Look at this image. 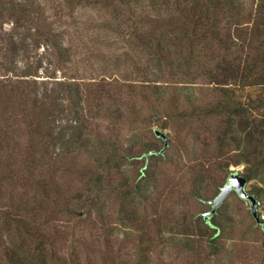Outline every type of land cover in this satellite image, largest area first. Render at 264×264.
I'll list each match as a JSON object with an SVG mask.
<instances>
[{"label": "rangeland", "instance_id": "1", "mask_svg": "<svg viewBox=\"0 0 264 264\" xmlns=\"http://www.w3.org/2000/svg\"><path fill=\"white\" fill-rule=\"evenodd\" d=\"M263 1L226 0L227 12L219 25L232 30L236 45L229 43V51L234 56L241 51L234 35L258 25ZM162 2L0 0V135L7 141H0V264H11L10 255L26 264L42 263L34 255L37 242H44L45 264H264V231L252 219L248 203L233 191L216 210L221 250L211 255L206 245L207 235L198 218L211 210L209 202L229 173L243 175L246 166L234 164L239 150L232 133L220 149V142L210 133L215 126L212 120L201 123L182 118L217 97L212 85L195 77L196 62L188 61L185 71H192L185 77L184 71L158 63L149 48L135 39L136 34L161 29V17L169 21L177 8L170 3L159 7ZM15 5L30 8L29 22L16 23L15 16L7 12ZM158 16L159 22L150 26ZM37 19L39 23L34 24ZM16 25L40 26L26 31L29 26L16 30ZM49 27L69 49L68 60L59 62L44 39L39 40V47L34 46V33L51 32ZM198 35H194L196 40ZM196 40L191 44L202 51L201 64L208 60L211 53L207 52L219 50L203 49ZM11 41L14 50L9 48ZM187 43L181 42L185 47ZM28 80L36 91L60 98L57 105L64 109L59 118L42 120V128L54 129L49 140L41 141L20 120L21 112L28 120L40 112L39 107L24 110L22 95ZM62 82L79 84L81 90L96 96L89 93V105L82 102V116L77 118L83 123L88 145L63 150L55 140L60 130L66 138L72 136L79 124L72 119L68 98L60 92ZM154 85L164 92L161 97L148 89ZM87 106L94 108V116L87 114ZM155 130L166 137L163 150L164 142L156 138ZM97 141H102V148ZM148 148L162 150V157L146 161ZM104 150L108 154H102ZM143 167L149 171V183L144 196L131 205L142 225L132 227L127 222L129 208H121L118 183L126 180L131 186ZM97 174L102 183L93 181ZM40 184L45 186L41 190ZM44 188L47 196L41 193ZM245 192L264 211V174L247 182ZM20 219L26 221L33 239L18 229ZM144 230L153 242L143 246L141 253L139 235ZM188 236L196 241L197 252L171 242Z\"/></svg>", "mask_w": 264, "mask_h": 264}, {"label": "trees", "instance_id": "2", "mask_svg": "<svg viewBox=\"0 0 264 264\" xmlns=\"http://www.w3.org/2000/svg\"><path fill=\"white\" fill-rule=\"evenodd\" d=\"M167 3L173 4L175 8H177L172 10V14L167 19L169 21L165 23V21H163L164 17H161L160 21L163 22L161 29L152 33L148 32L143 36L136 34L135 39H140L142 47L145 46L149 48L150 55L158 63L164 62L163 65L168 68H174L181 72L184 71L185 77H187L186 72H188V76H190L189 74L192 71H185L188 66V61H192L193 63L196 62L199 68L196 71L195 77L200 76L207 81L208 84L212 85L214 91L217 93V97L215 100L207 102L205 105L195 107V109L191 110L189 113L182 115V118L191 121L200 120L201 123L212 120L215 126H213L214 129L210 133L220 142V149H222L224 141L228 137H226V135L232 133L231 138L236 141L239 150V158L234 164L238 165L243 163L246 166L242 176L247 182L256 179L260 174H264V1L258 8L260 15L258 25H252L253 27L251 26V29L246 28L247 30L243 28L239 31V34L237 33L234 35L240 42L239 48H241V51H239L240 55L238 56H234V52L229 51V49L231 50L229 43L233 46L236 45L231 38L232 30L224 25H219L227 12L226 0H163L161 4L159 3V7H163ZM183 3H185V5ZM154 6L153 4V7ZM5 8L7 9V7ZM5 8L4 10H6ZM26 9H28V11H26ZM174 11H176V13H173ZM7 12H11V15L15 16L16 23L18 24H21L22 20L29 22L32 16V11L28 6L27 8H24V6L20 7V5L11 6L7 9ZM220 16L222 17L220 18ZM250 19L251 16L249 17V20ZM158 22L159 16L157 19L153 18L149 25H155L154 23ZM38 23L39 20L37 19L34 24ZM177 25H183V28L177 27ZM186 25L188 28H186ZM25 26L30 27L26 29V31H29L30 29L39 30L40 25H16L15 29H24ZM49 28L51 32H46L44 34L40 30L38 31V35L34 33L33 36L35 37H33L32 40L34 46L39 47V40L44 39L46 45L49 47L50 51L54 52L59 62L68 60L67 53L69 49L67 50L64 48L58 33H54L52 27ZM244 29L246 31H244ZM196 32L199 33L197 40L194 36ZM23 36L25 37L26 35ZM167 39L170 41L167 42ZM193 39L196 40L195 43L197 45L198 43L202 44L203 49L206 48L211 51L214 47H218L219 50L217 53L213 51L207 52L211 54L208 60L201 64L204 55L198 48H192L191 40ZM185 41H189L186 47L181 44V42ZM10 45L9 48L14 50L13 41L10 42ZM30 82L31 81L28 80V87L24 95H22L23 107L24 110L29 111L32 110L31 107H39L38 110H40V112L38 115L34 112L31 120H28V117L21 112L20 120H23L27 127L30 128L32 134L39 137L41 141L47 138L49 140V138L53 136L54 129L52 131L50 129H44V127L42 128V120L45 121L47 118L54 117L59 118L62 116L61 114L64 113V109H60L57 105L60 98L52 97L55 101L53 102L46 91H36L34 84ZM80 87L79 84L70 82H62L59 84L60 92L63 91L65 94V100L66 97L68 98V108L70 112L73 113L72 119H74L76 124L79 123L77 127L72 129V136L70 137L66 138L64 130H60L56 133L55 140L63 150H65V146L76 144H81V146H83L86 144V141H88V138L84 137L85 131L82 128L83 123L78 121L77 118L82 116V102L85 100L89 105V93L93 94L94 92H89V90L86 93L81 90ZM148 89L154 91L156 98L164 94V92L159 90L157 85ZM106 94L107 98L110 99V95L108 93ZM254 96H256L255 99L253 98ZM18 98L20 99L19 96ZM56 100L58 101L56 102ZM15 101L17 102L16 99ZM87 109V114L92 115L91 113L94 112V108L87 106ZM254 112H258V117H253ZM17 117L19 118V116ZM82 136L85 140L82 139ZM156 138L158 140L160 139L157 136ZM0 141L7 142L6 137L2 138V135H0ZM101 143L102 141H97L99 147L102 146ZM88 144L89 143L86 145ZM227 144H230V142H227ZM105 145L106 144L103 143L104 147ZM145 153H147L145 158L146 161L148 159L153 160L162 157L161 150L154 152L153 149L148 148ZM102 154H108V151L104 150ZM125 158L129 160L132 159L130 156H125ZM224 168L226 170L227 165H225ZM143 171L144 172H141L138 179L132 182L131 186L128 185L126 180H122L118 183L120 189L117 190L121 199V208H129L130 217L127 218V222L132 224V227L142 225L138 211L132 209L131 205L133 203L135 204L138 196H144L143 190L149 183V178H147L149 171L147 169L145 170L144 167ZM4 173L5 172L1 175H4ZM199 176L202 177L201 174ZM93 181L102 183L101 176L97 174V177ZM43 187L45 186L40 184V190ZM41 193L47 196V190H45V188ZM197 196L198 195H196V197ZM255 201L258 200L255 199ZM25 210L27 213L31 212V210L26 208ZM217 219V213L206 220L198 218V221H200L206 232V245L212 250L210 253L211 255L215 254L218 249L221 250V246L217 244V240L220 238L219 235L221 234V224H219ZM18 222V226L20 227L18 229L26 233L27 236L29 235L28 238L33 239L26 229V221L20 219ZM257 225L264 231V221H260ZM172 240H174L173 244H179V246H182L185 250L197 252V249H195L197 245L196 241L189 236L180 240L171 239V242ZM152 242V238L149 237L144 230L142 234L139 235V251L142 250L141 253H144L145 249H143V246L151 245ZM43 243L44 242H37L34 249L36 259H38V262L42 261V263L38 264H45V260L43 259L44 255H42V250L44 248ZM8 261L11 262V264H26L25 260L14 258L12 255L8 257Z\"/></svg>", "mask_w": 264, "mask_h": 264}, {"label": "water", "instance_id": "3", "mask_svg": "<svg viewBox=\"0 0 264 264\" xmlns=\"http://www.w3.org/2000/svg\"><path fill=\"white\" fill-rule=\"evenodd\" d=\"M154 134L158 138L162 139V141L164 142L162 150L165 149L167 146V140H166L165 135L162 132H159L156 130L154 131ZM246 183L247 181L242 175H240L237 172H230L228 175L227 182L220 189L218 195L211 202H209L211 206V210L209 212L202 214V217L206 220L212 217L213 215H215L216 210L218 207H220V205L222 204V201L225 199V197L230 192L233 191L239 196V198L243 199L244 201L248 203L249 213L252 219L255 221V223L259 224L260 220L257 215L258 212L256 208L255 199L252 195H249L245 192Z\"/></svg>", "mask_w": 264, "mask_h": 264}, {"label": "built area", "instance_id": "4", "mask_svg": "<svg viewBox=\"0 0 264 264\" xmlns=\"http://www.w3.org/2000/svg\"><path fill=\"white\" fill-rule=\"evenodd\" d=\"M256 203V208H257V212H258V218L260 221H264V211H263V208H262V205L259 201H255Z\"/></svg>", "mask_w": 264, "mask_h": 264}]
</instances>
